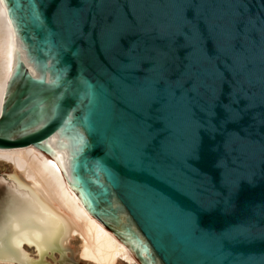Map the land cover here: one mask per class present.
I'll use <instances>...</instances> for the list:
<instances>
[{
    "label": "water",
    "instance_id": "obj_1",
    "mask_svg": "<svg viewBox=\"0 0 264 264\" xmlns=\"http://www.w3.org/2000/svg\"><path fill=\"white\" fill-rule=\"evenodd\" d=\"M3 2L0 149L34 146L141 264H264V0ZM13 169L0 260L87 264L74 206Z\"/></svg>",
    "mask_w": 264,
    "mask_h": 264
},
{
    "label": "bare ground",
    "instance_id": "obj_2",
    "mask_svg": "<svg viewBox=\"0 0 264 264\" xmlns=\"http://www.w3.org/2000/svg\"><path fill=\"white\" fill-rule=\"evenodd\" d=\"M17 51V40L5 4L0 0V93L10 78ZM0 159L14 163L26 177L41 181L56 195L60 205L72 204L87 246L79 250L87 264H141L129 248L81 203L63 171L44 157L34 146L0 149ZM14 172L12 170L10 173ZM0 264H22L0 260Z\"/></svg>",
    "mask_w": 264,
    "mask_h": 264
},
{
    "label": "rangeland",
    "instance_id": "obj_3",
    "mask_svg": "<svg viewBox=\"0 0 264 264\" xmlns=\"http://www.w3.org/2000/svg\"><path fill=\"white\" fill-rule=\"evenodd\" d=\"M12 170H14V169H13V167H11V163H9V161H5V159H0V172L7 171L10 173ZM76 256L80 257L79 251L76 252ZM122 264H128V263L124 262Z\"/></svg>",
    "mask_w": 264,
    "mask_h": 264
},
{
    "label": "flooded vegetation",
    "instance_id": "obj_4",
    "mask_svg": "<svg viewBox=\"0 0 264 264\" xmlns=\"http://www.w3.org/2000/svg\"><path fill=\"white\" fill-rule=\"evenodd\" d=\"M57 252V251H56ZM59 253V252H58ZM60 255H61V253H60ZM80 258V260L81 261H83L84 262V258H82L81 256L79 257ZM62 262H59V264H63V262L65 261V259L63 258V256H62Z\"/></svg>",
    "mask_w": 264,
    "mask_h": 264
}]
</instances>
